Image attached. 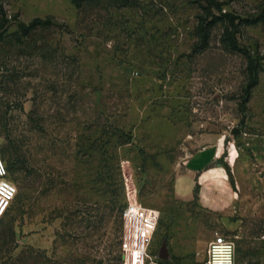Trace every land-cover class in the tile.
I'll return each mask as SVG.
<instances>
[{
	"label": "rangeland",
	"instance_id": "rangeland-1",
	"mask_svg": "<svg viewBox=\"0 0 264 264\" xmlns=\"http://www.w3.org/2000/svg\"><path fill=\"white\" fill-rule=\"evenodd\" d=\"M0 2L10 32L56 24L0 42V179L17 191L0 264H125L140 249L126 239L131 202L159 213L144 264H205L217 234L235 243L236 264H264V160L252 145L264 139V0ZM222 12L237 17L236 49ZM200 15L214 21L205 48ZM211 138L224 169L199 184L187 159Z\"/></svg>",
	"mask_w": 264,
	"mask_h": 264
},
{
	"label": "built area",
	"instance_id": "built-area-1",
	"mask_svg": "<svg viewBox=\"0 0 264 264\" xmlns=\"http://www.w3.org/2000/svg\"><path fill=\"white\" fill-rule=\"evenodd\" d=\"M16 192V187L13 184L5 179H0V220L12 204ZM158 217L157 210L148 209L140 203L131 202L128 205L124 212L128 227L126 239L130 243L139 244L140 249L127 248V262L125 264H131L129 259L133 253L136 256L133 264H144V259L148 256L146 245L150 241ZM137 257L139 258L138 261ZM205 264H236L235 243L227 237L217 234L210 241Z\"/></svg>",
	"mask_w": 264,
	"mask_h": 264
},
{
	"label": "trees",
	"instance_id": "trees-1",
	"mask_svg": "<svg viewBox=\"0 0 264 264\" xmlns=\"http://www.w3.org/2000/svg\"><path fill=\"white\" fill-rule=\"evenodd\" d=\"M99 0H73L75 5L77 7H82L85 4L97 2ZM115 3L118 6L121 7H127V6H133L137 3L138 0H114ZM212 6L206 7L205 11L208 12V14H211L210 8ZM217 10L222 11V8L220 6H216ZM200 21L197 26V34L200 40V47L205 48L209 44V38H210V29L211 25L214 24V21L206 23V16L200 15ZM219 19H222L225 24H227L224 35H223V42H227L229 46L236 49L238 47V42L235 36H233V33L231 32V27H237L236 19L237 17L229 12H222V15L219 17ZM206 23V25H205ZM11 20L8 15V12L2 2H0V42L4 41L8 37H14L17 41H20L24 37H29L34 31L38 29H45L52 27L56 24H54V20L51 16H48L46 18L42 17H36L32 21L26 23V22H20L18 24V28L14 32H10L11 27ZM256 69L251 67V73L253 74V82L252 86L256 84Z\"/></svg>",
	"mask_w": 264,
	"mask_h": 264
},
{
	"label": "crops",
	"instance_id": "crops-1",
	"mask_svg": "<svg viewBox=\"0 0 264 264\" xmlns=\"http://www.w3.org/2000/svg\"><path fill=\"white\" fill-rule=\"evenodd\" d=\"M210 141L211 143L204 145L202 148L198 149L187 159L188 170L190 175V177H187L188 179H190L199 176V184L209 181V177L212 170L224 169L222 163H220L218 167H214V164L220 162V158L224 153L223 144L221 140L217 142L215 138H211ZM252 145L257 156L261 160H264V139L257 138L256 140L252 141ZM205 170H207V173L209 174L206 175ZM220 174L222 173H217L218 177H221ZM223 174L227 175L226 173ZM186 179H182L180 185V189L183 191L185 190V186L186 188H188L186 184L184 185V183H188ZM193 187L194 186L192 184L190 189L192 190Z\"/></svg>",
	"mask_w": 264,
	"mask_h": 264
},
{
	"label": "bare ground",
	"instance_id": "bare-ground-1",
	"mask_svg": "<svg viewBox=\"0 0 264 264\" xmlns=\"http://www.w3.org/2000/svg\"><path fill=\"white\" fill-rule=\"evenodd\" d=\"M5 175V173H4V171H3V167H2V165L0 164V176H4Z\"/></svg>",
	"mask_w": 264,
	"mask_h": 264
},
{
	"label": "water",
	"instance_id": "water-1",
	"mask_svg": "<svg viewBox=\"0 0 264 264\" xmlns=\"http://www.w3.org/2000/svg\"><path fill=\"white\" fill-rule=\"evenodd\" d=\"M233 132H234L235 134H237V130H233Z\"/></svg>",
	"mask_w": 264,
	"mask_h": 264
}]
</instances>
